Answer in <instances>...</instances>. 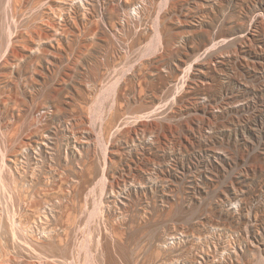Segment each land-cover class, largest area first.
<instances>
[{"label":"rangeland","instance_id":"1","mask_svg":"<svg viewBox=\"0 0 264 264\" xmlns=\"http://www.w3.org/2000/svg\"><path fill=\"white\" fill-rule=\"evenodd\" d=\"M0 264H264V0H0Z\"/></svg>","mask_w":264,"mask_h":264},{"label":"bare ground","instance_id":"2","mask_svg":"<svg viewBox=\"0 0 264 264\" xmlns=\"http://www.w3.org/2000/svg\"><path fill=\"white\" fill-rule=\"evenodd\" d=\"M139 240V239H138ZM150 240V239H149ZM147 243V242H146ZM148 246V245H147Z\"/></svg>","mask_w":264,"mask_h":264}]
</instances>
